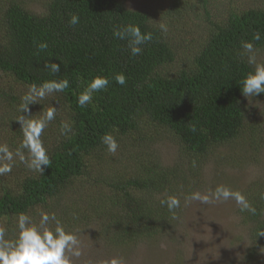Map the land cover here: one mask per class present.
Listing matches in <instances>:
<instances>
[{
    "label": "trees",
    "instance_id": "trees-1",
    "mask_svg": "<svg viewBox=\"0 0 264 264\" xmlns=\"http://www.w3.org/2000/svg\"><path fill=\"white\" fill-rule=\"evenodd\" d=\"M218 1L228 2V9L223 12ZM36 3L39 11L23 0H0L4 143L15 151L21 142L14 118L27 85L68 79L69 87L30 106L34 116L52 104L57 108L42 134L51 164L41 175L17 161L11 173L0 176V226L7 238H14L16 216L25 212L37 219L42 208L55 212L73 232L93 223L104 242L118 251L170 235L181 220L184 197L201 183L198 176L211 149L233 143L245 127L239 83L251 68L239 53L241 42L251 41L264 60V1L164 0L163 6L146 9L128 6L126 0ZM72 14L79 15L76 26L69 24ZM128 23L153 36L137 56L126 40L113 35L114 28ZM160 23L167 25L166 33ZM256 32L259 41L253 39ZM40 41L47 42L46 50L37 49ZM48 60L60 65L59 74L44 67ZM117 73L126 77L123 86L113 79ZM96 75L110 83L81 108L77 97ZM10 80L24 87L13 90ZM62 121L73 126L67 136L60 133ZM106 133L119 145L114 155L101 142ZM160 143L174 144L176 158L165 163ZM244 148L234 145L237 152L228 151L226 158L255 160ZM260 180L231 186L256 209L255 214L241 212L237 205L234 211L249 240L243 264H258L264 246V234L258 235L264 230ZM258 181L259 188L251 191ZM165 194L181 200L174 213L160 204Z\"/></svg>",
    "mask_w": 264,
    "mask_h": 264
},
{
    "label": "clouds",
    "instance_id": "clouds-1",
    "mask_svg": "<svg viewBox=\"0 0 264 264\" xmlns=\"http://www.w3.org/2000/svg\"><path fill=\"white\" fill-rule=\"evenodd\" d=\"M79 22V15L70 16L71 26H76ZM158 27L162 32L168 31L164 23H160ZM113 35L127 41L132 56L141 54L143 51L141 46L153 38L151 32H142L140 26L133 23L114 28ZM253 39L259 41L260 32L254 33ZM47 47L46 41L37 44L39 51H44ZM241 49L239 55L242 59L246 58L251 70L244 74L239 84L242 95L250 101V98L264 93V60L258 59V49L251 41H242ZM44 67L52 75L60 73L58 63L48 60ZM113 79L121 86L126 83L123 73H117ZM109 83L106 76H93L84 90L79 93L78 106L81 108L88 106L93 101V94L107 88ZM68 87V79H50L40 84L27 85L17 108L19 114L14 118L19 125L22 139L15 151L11 150L8 144L0 143V176L11 173L17 161L29 171L41 175L50 166L51 160L42 140V134L48 124L56 118L57 108L52 104L41 115L34 116L30 106L41 104V101L54 97L56 93H63ZM52 100L57 101L54 98ZM72 130L73 126L70 122H61V135L67 136ZM195 130L193 127L192 131ZM101 142L109 153L114 155L117 152L119 145L112 134H104ZM228 200H234L241 212L252 214L256 212L244 194L225 185H217L206 193L194 191L184 197L185 205L192 201L208 205ZM160 204L174 213L181 207V200L174 194H165L164 198L160 199ZM38 216L37 220L28 213H19L16 216L17 232L14 238H7L6 229L0 226V264H74L73 258L79 259L83 255L82 241L75 232L66 229L55 212L41 209L38 211ZM262 234L264 230L258 233V235ZM98 264H126V262L122 257L113 256L100 260Z\"/></svg>",
    "mask_w": 264,
    "mask_h": 264
},
{
    "label": "rangeland",
    "instance_id": "rangeland-1",
    "mask_svg": "<svg viewBox=\"0 0 264 264\" xmlns=\"http://www.w3.org/2000/svg\"><path fill=\"white\" fill-rule=\"evenodd\" d=\"M23 1L33 11H39L40 6L36 0ZM263 1L251 0V3ZM217 3L223 12L228 9V2ZM126 4L133 8L146 9L157 4L161 7L164 0H126ZM6 82L11 84L13 90L24 87L14 80ZM242 103L247 115L245 127L240 130L233 143L216 145L211 149L198 176L201 183L197 191L201 193L209 192L217 185L231 188L240 183L246 184L254 178L262 179L260 181L264 187V97H253L250 101L243 97ZM4 135L5 132L0 128V143H4ZM240 144L245 146L249 156L253 155L256 159L249 158L248 161L244 157L237 161L234 160L235 156L226 158L228 151L236 153L237 149H233V146ZM159 147L165 163L176 158L174 144L160 143ZM258 188L259 181L251 187V191ZM236 207L234 200L208 205L199 201H192L187 205L184 203L181 220L174 227L175 232L154 242L138 243L124 251L107 245L101 238L102 232L93 223H89L82 230L73 228L83 245V255L79 259L73 258L74 264H98L100 260L113 256L122 257L126 264H243V254L249 240L246 229L238 223L235 216ZM41 209H37V213ZM38 218L39 216L37 220ZM258 264H264V246L258 255Z\"/></svg>",
    "mask_w": 264,
    "mask_h": 264
}]
</instances>
